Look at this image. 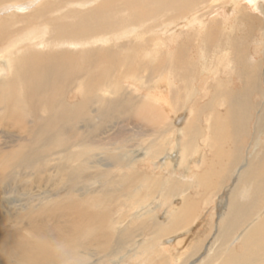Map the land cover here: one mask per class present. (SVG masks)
Masks as SVG:
<instances>
[{
  "label": "bare ground",
  "instance_id": "6f19581e",
  "mask_svg": "<svg viewBox=\"0 0 264 264\" xmlns=\"http://www.w3.org/2000/svg\"><path fill=\"white\" fill-rule=\"evenodd\" d=\"M29 1L33 0H0V6L6 5L5 9L0 10V54L2 53L0 57V94L4 95L0 96V106L2 107L0 109V139L4 140V144L7 145L13 140H10L11 142L6 141L8 137L4 135L13 134V132H19V135H22L21 131L16 130L17 126L25 130L38 127L34 144L43 145L42 148L46 151L59 150L53 155L59 157L56 170L62 171L61 181L75 185L68 188L70 190L68 195L76 193L78 197H82L86 194L87 196L84 197L86 199L91 197L90 195L94 196L93 194L101 197L106 195L105 198L108 200L115 198L118 200V196L122 195L124 200L134 207V213L131 218L126 220L125 224L111 222V228L115 230V234L110 237V242L114 241L112 245H108V248H105L107 243L105 242L104 246V242H102L103 248L77 251V256L68 257L67 255L66 259L64 256H59L58 259L54 258L50 264H142L144 259H150L152 256H154V262L157 264H190L199 253L195 251V246L191 258L188 259L183 256L186 259L180 262L177 258L181 251L178 246L182 243L178 233L190 232V228L193 229L192 226L197 223L196 220L198 219L196 215L197 204L188 196L189 191L190 189H199L198 192L206 194L209 189L218 186L224 187L226 184L224 181L230 177L236 178L235 187L228 200L227 210L218 225L217 237L209 246L207 255L197 260L195 264H264V143L257 142L251 148L252 153L249 159L242 158V152L236 145L239 143L241 147H245V140L249 136L246 130L248 122L245 121L250 120V111L256 105V103L251 104L249 102L250 96L253 93L261 99L264 97V66H262L264 62L256 65L251 55V48L259 46V50H253V52L260 58V61L264 59V21L262 20L261 24H257L244 5L255 7L264 18V4H261V1L264 0H207L205 5L200 3L202 0H106L99 4L97 9L95 7L93 10H89L86 15L73 11L70 12V15L66 13L51 19H47L46 15L51 14L50 10L53 4L45 2L31 11L27 16V22L23 18L11 15L1 18L10 13L11 9L7 7L9 4L20 7ZM111 4H114V7ZM57 5L59 6L58 3ZM109 7L114 9V13L113 9L111 13L116 15L115 17L109 15L104 17L102 16L103 12L100 13ZM193 7L194 9L191 10ZM219 8H225L223 13H226L213 16L220 18V21L224 22V28L227 29L218 31L217 36L219 37H217L212 28L213 23H216L217 20L207 21V18L203 17L204 12L201 17L198 15L202 10L210 11ZM153 10H157L158 14L165 11L171 14H180L179 21L184 24V27L191 29L186 42L193 39L192 34L198 37V61L200 64H206V66L199 65L196 66L197 69L203 70V73L208 71L210 73L213 72L210 70L221 66L225 71L231 63L237 65V68L234 67L232 71L237 73L234 78L242 84V88L235 94L229 92L225 86H229L228 83L231 80L224 82V85L219 89H217L216 84L211 85L209 89L217 93L216 99L215 96H211L213 92L210 90L208 93L206 91V95H203L204 97L211 96L206 107L214 110L210 121H207L208 126L202 127L199 121L195 120L194 116L200 113L194 107L185 126L180 129L177 128L178 134L182 137H188V139L182 145L180 155L170 154L168 159L181 171L190 172L189 165L197 167L200 163L204 170L190 177V179L178 180V176L175 175L165 177L147 175V173L143 175L139 174L136 168L137 160L154 162L163 155L164 146L160 140L162 135H157L156 131H160L162 127L163 129H170L171 125L174 124L172 119L154 103L146 98L142 99V97L132 95L124 88L125 80L131 79L134 83H140L141 87L146 85L152 93L159 90L169 94V84H165L163 76L172 66L169 65L168 68H163L159 64L153 66V63L145 62L143 58L147 57V61L152 55L157 57L162 54V48H167L169 40L172 37L175 38L178 33L171 32L161 42L159 32H151L155 39L148 42L150 46L147 48L149 49L139 50V44L130 42L132 39L134 41L140 40V35L153 30L151 28L152 22L148 23V20L151 19L148 17L149 14L157 13ZM232 13H235L236 16L233 20ZM68 17L75 19L72 23L64 22V19ZM38 19L42 21L37 25L34 21ZM113 19L116 20V24L113 23ZM23 21L26 23L25 27L23 26L24 29L11 30L13 26L23 23ZM229 21L232 23L226 24ZM243 22L245 23L244 28H242ZM119 24L122 28L116 29L115 25L118 26ZM126 25L131 28L125 29ZM239 25L241 26L238 29ZM254 32H258V35L255 36ZM19 33L20 35L17 37ZM48 33L50 37L46 38ZM162 35L166 34L163 33ZM27 38L30 41H26ZM125 41L128 44L122 45V42ZM15 42L18 43L15 45ZM114 42L122 44L113 46ZM235 43H237L236 47ZM128 45H130L129 49H132L131 47L134 49L132 57L128 55L131 50H128L127 54L125 53L127 51L125 47ZM69 47L84 48L80 52L85 56L81 61L83 69L77 70L75 68L77 57L69 55L65 51L69 50L67 49ZM110 47L120 49V55H127L124 56L126 61L123 60L122 63H119L121 58L116 57L118 59L116 64L119 63L120 66H123L122 68L118 66L120 77L111 76V79L103 82L104 78L101 79L99 76L93 77L94 79L91 80L87 79L86 70L89 71L105 62L107 64L115 63L113 59L116 60L114 58L116 53ZM40 49L43 52L40 53ZM45 49L56 50V54L55 52L44 53ZM95 49H102L101 54H97L99 52L96 53ZM181 53L180 49L172 58L177 68L187 67V65L183 66L186 60ZM131 59L140 63L142 68L146 67L145 69L151 71L149 73L150 79L140 76V70L135 71L133 69L132 71L131 68L129 69L127 65L130 64ZM138 60L140 62H137ZM124 68L127 70L124 71ZM197 69L195 73H197ZM110 70L112 71V69ZM189 71L192 73L190 69ZM180 73L182 71L179 72V76L174 80L172 86L175 95L170 96L176 110L181 107L182 98H184L183 94V97L177 96L181 90L179 85H183L185 91L187 89L192 90L196 81L194 74L191 75V80L187 82V77L185 79ZM206 75L212 76L214 74ZM212 82L216 81L212 79ZM65 90L71 93L77 91L80 99L72 104L65 103ZM187 93L190 95V91ZM188 94L187 96H189ZM96 102L100 104V107L94 111L92 106ZM215 106L218 109L225 107L224 112L222 114L218 110L217 112L216 108L214 109ZM40 109L42 110L41 115H38L37 112ZM175 109L174 111H176ZM115 113L120 116L126 115L127 118H130L128 117L130 114L132 117L138 118V122L155 126L156 131H152L154 138L148 141L146 147L130 152V158H123L118 154L109 161L107 157L114 151L120 150V144L125 141L124 139H129L125 134H118V132L110 138L109 136L103 137L102 130L105 129L104 126L109 124ZM259 113L255 125L263 138L264 105ZM27 119L30 120L25 121ZM85 120L92 122V124H83V127L77 128V124L79 125ZM35 122L40 125L37 126ZM135 130L136 135L150 136L147 134L148 131H142L139 128H135ZM168 131L166 130L164 135ZM207 135L209 136L207 137ZM203 136L210 139L212 144L216 146L208 159L203 152L204 146H200L198 142V139ZM23 137L18 136V142L26 143L28 137L25 135ZM21 143L13 155L15 157L20 156V158L18 157L19 162L16 164L27 168L32 167L29 159L33 155L31 149L33 144ZM75 148H79L77 149L78 152L75 151ZM243 164L246 166L244 169ZM67 165H71L72 168L68 170ZM126 168L130 169L128 174L117 173L118 175L114 176L116 173L114 170L122 172ZM45 172L49 173L50 170ZM95 174H99V176ZM48 179L51 178L48 177ZM80 183L86 184L82 192L75 190L76 184ZM143 190H145L144 193ZM155 192L158 194L153 195ZM181 197L183 200L176 213H172V216L169 215L170 220L164 214V219L160 214L162 207L166 203L171 205L172 202ZM92 199L94 198L92 197ZM59 202L68 206L74 205L70 198L65 203L58 201L57 206L60 205ZM50 205L40 204L31 211L28 208H20L18 214L22 216L25 212L35 213L33 218L29 220L33 226H37L34 217L38 219V211ZM165 212L167 214L168 211L165 210ZM122 215L125 214L121 212L117 220ZM145 220L152 223V236L139 245L136 235L129 232L130 225L128 223L137 221L140 225ZM179 222L181 224H178ZM115 225L118 227L114 228ZM175 226H177L176 231H174ZM140 230L139 227L138 231ZM239 230H242L241 236L238 235ZM92 231L96 232L94 229ZM14 234L11 233V236L3 237L1 242L10 243V237H13ZM236 238H238V248H233L230 243ZM12 239L15 240V238ZM155 239H162L169 246L176 244L179 251L170 255L164 254L158 258L154 251ZM39 259L41 258L35 260V264L42 263ZM50 259V256L46 257V260ZM62 260L66 261L62 263ZM85 261L89 262L85 263ZM32 262L34 263V260L28 261L26 264H32Z\"/></svg>",
  "mask_w": 264,
  "mask_h": 264
},
{
  "label": "rangeland",
  "instance_id": "374dc122",
  "mask_svg": "<svg viewBox=\"0 0 264 264\" xmlns=\"http://www.w3.org/2000/svg\"><path fill=\"white\" fill-rule=\"evenodd\" d=\"M105 1L106 0H83V1L82 0H77V1L76 0H33V1H29L24 6L20 5V7L11 6V4H9L7 7H10L11 9V11H9L10 13L3 15L1 18L3 17L6 18L11 15L17 18H23L27 22L28 21L27 16L31 13V11H33V9H35L39 4L45 2H49L53 4L52 9L50 10L51 14L46 15L47 19L60 17L61 15L66 13L70 15V12L73 11L75 12L77 11V13L79 12V14L86 15L89 12V10H93L95 7L97 9L98 5L104 3ZM206 1L207 0H202L200 3L205 5ZM55 3L56 6H58L57 3L59 4V6L58 7L54 6ZM261 4H264V1H261ZM5 6H0V10L5 9ZM111 6L114 7V4H111ZM244 6H246V9L249 10L250 16H252L253 19H255V22L257 24H261L262 20L264 21V18L261 16L258 10H256L255 7H250L247 4H245ZM200 8L201 7L199 5V9ZM112 9L113 8L109 7V9H105L100 13L103 12L102 16L104 17H107L108 15L111 17H115L116 15L113 14L114 9H113V13H111ZM193 9L194 7L191 10ZM17 10L18 12H16ZM224 10L225 8H219L210 11L202 10L200 11V15H198V17H201L202 13L204 12L203 17L207 18V21H210L211 19L217 20L216 23H213V27H212L214 34H216V36L218 31L227 28L226 27L224 28L223 26L224 22L220 21V18H214L213 15L216 14L224 15L226 13V12L223 13ZM153 11H157V10H153ZM232 15H233L232 20H233L236 16L235 13H232ZM148 17L151 18L148 20V23L150 24L152 22L151 28L153 30H151L147 34L140 35L141 39L138 41L137 40L134 41L133 39L130 41L132 42V44H139V50L149 47L150 45L148 42H151L152 40L155 39L154 35L151 34V32H156V31L157 33L159 32L161 42L163 41L164 38L168 37L171 32L174 31L178 33V35L175 38L172 37V39L169 40V44L167 45L168 46L167 48L165 47L162 48L163 49L162 54L158 55L157 57L155 55H152L151 58L148 59L147 61H146L147 57L143 58L145 62H149L151 64L153 63V66H156L158 64L161 65V67L163 68L165 67L168 68L169 65L172 66L171 69H168V72L163 76V78L165 79V84H169L168 85L169 94L167 95L159 90L152 93L150 92L151 90H148L146 85H143L144 87H141L140 83L138 82L134 83L131 79L125 80L124 88L130 94L138 97H142V99L146 98L150 102L154 103L155 106L159 107L165 115L169 116L172 119L173 121L172 123L174 124L171 125L170 129L173 132L170 129H163L162 125L160 131H156L155 126H152L151 124L148 125L144 122H143L144 124L142 122H138L137 120L138 118L132 117L130 114L128 116L130 118H127L126 115L120 116L115 113L113 118L110 120L109 124L104 126L105 129L102 130L104 133L103 137L109 136L110 138V136L112 137V135L118 132V134H123V135L125 134L126 136H128L129 139H124L125 141L120 144L119 147L120 150L114 151L107 158H109L110 161L118 154H120L123 158L124 157L130 158V152L135 150H141L142 148L146 147L148 141H150L151 138H154L153 137L154 134L152 131H156L158 133L157 135H162L160 140L164 146L163 147L164 153L161 157H159V159H157L154 162L148 160H142V161L137 160L136 168L138 169L139 174L144 175L145 173H147V175L150 174L159 175L161 177L175 175L178 176L177 177L178 180L186 179V178L190 179V177H193L195 174H198L202 172V170H204L200 163L197 167L189 165L188 166V168L190 167V172H189V171L179 170L177 167H175L172 161L168 159V156L170 154L180 155L182 145L185 144L186 140L188 139V137L186 138V137H182V135H179L177 132V128L179 127L180 129L181 127L185 126V123L187 122V118L191 116L190 115L191 110H193L194 107H196V111L200 113L194 116L195 120L199 121L202 127L208 126L207 121L208 120L210 121L212 114L214 113V110L209 109L208 106L206 107V104L208 103L212 95L215 96V99L217 97V93H214V91H211V89H209L211 85L216 84L217 89H219L221 86L224 85V82H229L231 80L230 83H228L229 86L227 85L225 86L228 88L229 92L231 93L233 92L232 94H235L239 89L242 88V84L240 83L239 80L234 78V75L237 73H235V71H232L234 67L235 69L237 68V65L230 63V66L227 67L225 71L220 66V68H217L218 71H215L217 69H212L210 71L213 72L210 73H208L209 71L207 73L206 72L203 73V70H199L196 68V66L199 65L206 66V64H200L198 61V53H197L198 37L192 34L193 39L189 42H186L188 40L187 36L188 34L190 35L191 29L186 26L184 27L183 26L184 24H182L179 21L180 14H171L166 11L160 12V14H158L157 11V13L149 14ZM74 19L75 18L73 17H68L64 19V22L72 23ZM113 20H114L113 23L116 24V20L115 19ZM40 21L42 20L38 19L37 21H34V23L35 24L37 23L38 25L40 24ZM34 23L32 22V25ZM117 23H119L118 20ZM231 23L232 21H229L226 24L230 25ZM25 24L26 23L24 21L23 23L22 22L18 23V25L13 26L11 30H17L21 28L24 29ZM240 26L241 25L238 26V29L240 28ZM115 27L116 29L122 28L120 27V24L118 26L115 25ZM115 27L113 28L114 30ZM244 27H245V23L243 22L242 28ZM124 28L129 29L131 27L126 25ZM101 33H105V32H101ZM163 33L166 35H162ZM254 34L256 36L258 35V32L257 33L254 32ZM19 35L20 33L17 35V37ZM49 37L50 35L48 33L46 38ZM25 40L30 41L29 38ZM17 43L18 42H15V45ZM122 43L114 42L113 46L120 44L122 45L128 44V42L126 41ZM236 46L237 43H235V47ZM64 48L66 49V47ZM110 48L112 49V51H114V53H116L114 58L116 57L121 58L122 61L120 60L119 63L126 61L125 57L127 55H120L121 54L120 49L114 47H110ZM129 48L130 45L126 46L125 49H127V51L124 52L127 54L128 50H131L128 52L130 53L128 55L132 57L134 49L133 47H131L132 49ZM218 48H220V46H218ZM67 49L69 50H65V51L68 52L69 55L77 57V59L75 58L76 59L75 68L77 70L83 69V67L81 66L82 64L81 61L85 58V56L82 55L80 52L83 51L84 48L76 47L74 49L69 47ZM180 49L182 52L181 55L185 57L184 60H186V63L183 64V66L187 65V67L185 68H177V66L175 65V61L172 59L173 56ZM253 50H259V46H255L254 48H251V55L255 60L256 65H259L261 64V62H264V59L260 61V58H258L254 54ZM55 51L56 50L52 51L45 49L44 53L48 54V53H53ZM94 51H96V53L99 52L97 54H101L102 49L100 50L95 49ZM39 52L41 53L43 52V50L40 49ZM1 56L2 53L0 54V57ZM117 58L116 60L113 59L115 61L114 64H112L111 62L107 64L105 62L104 64H100L101 66L97 65L96 68H92L91 69L92 71L86 70L85 71L86 78L87 79L89 78L91 80L93 77L96 78L97 76H99L101 79L104 78L102 80L103 82L111 79L110 78L111 76H113L114 78L120 77L118 74L120 73V69H118V66L120 65L118 62H117L118 64H116V61H118ZM132 61L133 59H131L129 61L130 64L127 65L129 66V69L131 68L132 71L133 69L135 71L140 70L139 71L140 76L142 77L144 76L147 79H150L151 76L149 75V73L151 71L145 69L146 67L142 68L140 63H136ZM137 62H140V60H138ZM145 62H141V63H145ZM135 63L138 65H136ZM262 66H264V63L262 64ZM120 67L122 68L123 66ZM110 69H112V71ZM189 69L191 70L192 73H190ZM196 69H197V73H195ZM126 70L127 69L124 68V71ZM181 71L182 73L180 74L185 79L187 77L186 79L187 82L191 80L190 77L192 74L195 75L196 81H195V86L192 90L187 89L185 91V87L183 85L178 84L181 90L177 94V96L181 95L180 97H183L184 95V98H182L183 100L181 107H178L176 110L172 102L173 99H171L170 96L175 95L172 91L173 89L172 86L174 84V80L179 76V72ZM229 73L231 74L229 75ZM206 74H210V75L214 74V75L208 76ZM133 79L140 80L141 78L140 79L133 78ZM212 79L215 80L216 82H212ZM66 90L64 93L65 103L72 104L76 100L80 99L79 93L77 91L71 93V92H66ZM209 90L210 92H213L211 93V96L204 97L203 95H206L205 94L206 91L208 93ZM188 91H190V95L187 93ZM224 92H226V90H224ZM187 94L189 96H187ZM0 96H4V95L0 94ZM260 99H261L260 97H257L253 93L250 96L249 102L251 104L256 103V105L253 107L254 109L252 108L253 110L250 111L251 112L250 120L245 121L248 122L246 126V130L249 136L247 137V140H245V147H241L239 143H236V145L239 147V150L242 152L241 155L243 159L250 158V155L252 153L251 148H253L257 142L264 143V135L262 138V135L259 132L260 130H257L255 125L256 117L260 115L259 112L262 110L264 105V97L261 100ZM258 103L259 106L261 105L260 107L257 105ZM99 107L100 104L96 102L94 106H92V109L96 111V108ZM215 108L216 111L217 110L220 111L221 114L224 112L225 109V107L224 108L220 107L218 109L217 106H215L214 109ZM0 109H2L1 106ZM174 109L176 111H174ZM41 111L42 110L40 109L39 112H37V114L41 115ZM197 116H199L198 117L199 120L197 119ZM29 120L30 119H27L25 121H29ZM35 123L37 126L40 125L37 122ZM87 123L92 124V122L85 120L81 122V124L79 125L77 124V128H79L80 126L83 127ZM31 128H32L31 130H25L17 126L16 130L21 131L22 135H19V132H13V134L8 133L7 135L3 134L4 136L8 137L6 141L11 142L10 140H13L11 143L7 145L4 144V140L0 139V264H26V262L33 260L34 263L32 262V264H35V260H37V258H41L39 259L42 262L41 264H50V262L52 263V260L54 258L58 259L59 256H64V258L66 259L67 255L68 257L77 256V251L82 252L85 249L103 248L102 242H104V246L106 242L107 245L105 246V248H108V245H112L114 241L112 240L110 242L111 240L110 237H112L115 234V230L111 228V222L114 223L119 222L121 225L125 224L126 220L128 218H131L132 214L134 213V207H132V204H129V202L125 201L122 195L118 196V200L116 198L113 200H108L105 198L106 195L101 197L100 195L97 194H93L94 196L90 195L91 197L87 199L84 198L87 196L86 194L84 195L81 194L83 195L82 197H78L76 193H73L72 195H68V192H70L68 188L75 185H71L67 182L61 181L62 171L56 170L58 166L57 161L59 157L53 155L54 153H57L59 150L53 149L46 151L45 149L42 148L44 147L43 145H40L38 143L34 144L35 136L38 132L37 130L38 127H31ZM135 128L142 129V131H148L147 134L150 136L141 137L139 135H136L137 133ZM133 130L135 131L134 132L135 134L133 133ZM166 130L169 131L167 132L166 135H164ZM24 135L28 137V139L26 140L27 142L26 143L18 142L17 139L18 136H22V138H24L23 137ZM209 135H207V137ZM198 142L200 146H204L203 152H205L204 153L205 157L206 159H208L211 156L213 150H215L216 146L212 144L210 139L205 138V136L200 137V139H198ZM20 143L27 145L28 143L33 144V146L31 147L33 151V155L29 159V163L32 165V167L27 168L23 165H18L19 166L18 168L17 164L19 162L20 156L15 157L13 155H14V151L17 150L18 145ZM77 149L75 150L76 152H78ZM140 154H142V151H140ZM67 166H68V170L72 168L71 165H67ZM245 167L246 166L243 164V169ZM48 169L50 170V172L49 173L45 172ZM114 172H116L114 173V176L118 174H128L130 172V169L126 168L122 172H117V170H114ZM95 175L99 176V174H95ZM48 177L53 180L48 179ZM235 179H236L235 177H230L226 179L224 181L226 182L224 187L220 188L218 186L217 188L209 189L206 194H203V192H198L199 189H194V190L190 189L188 196L197 204L196 215L198 219L196 220L197 223L194 226H192L193 229L190 228L191 230L190 232L183 233L182 231L181 233H178V236L180 234V239L182 240V243L178 246V248L181 250L177 256V258H179V262L186 258L189 259L192 257L191 254L192 252L194 253V248H193L194 246H195V251H198L199 253L198 256L190 264H195L197 260L202 259L207 255L209 246H211V243L217 237L218 234L217 230L219 229L218 225L220 224L221 218L227 210L228 202H229L228 200L235 187ZM85 185L86 184L83 183L76 184L75 190L82 192ZM157 188H159L158 185ZM144 192L145 190H143V193ZM156 192L153 195H157L158 193ZM92 197L94 199H92ZM69 198L70 200H72L75 206L74 205L68 206L67 204L64 205L61 202H59L60 205L57 206L58 201H63L65 203V201H68ZM182 200L183 198L181 197L179 200L172 202L171 205L170 203L169 204L166 203V205L162 207V210H160L161 212L160 214L162 216L165 214L166 218L170 220L171 217H169V215L172 216V213H176L178 207H180L181 205ZM40 204L41 205L51 204V205L42 208L40 209V211H38L39 214L38 219L34 217V219L37 222L36 223L37 226H33V224L29 220L33 218V215L35 213L30 214L25 212L22 214V216L18 214V212H20L19 211L20 208H25V209L28 208L31 211V210H35V208H37ZM165 210L168 211L167 214ZM121 212L125 214L126 217L125 215H122L117 220V217ZM178 224H181V222H179ZM128 225H130L129 232H133L136 235V240L139 241V245L142 244V242L147 241L152 236V223L149 220H145L141 222L140 225H138L137 221L133 223H128ZM117 227H118L117 225L114 226V228ZM139 227L141 229L140 231H138ZM92 229H94L96 232H93ZM176 229L177 226L174 227V231H176ZM11 233H15V234L13 235V237H10L11 238V240H9L10 243L1 242L3 240V237L11 236L10 235ZM241 233L242 230H239L238 235L241 236ZM12 238H15V240H13ZM230 246L233 248H238V238L233 240L230 243ZM178 248L176 244L169 246L162 239H155L154 242L155 256H157L158 258L164 254L170 255L171 253H175L176 251H179L177 250ZM49 256L51 259L46 260V257ZM183 256L186 258H184ZM65 261L66 260H62V263H64ZM154 261H155L154 256H152L150 259H144L142 264H157ZM88 262L89 261H85V263Z\"/></svg>",
  "mask_w": 264,
  "mask_h": 264
}]
</instances>
